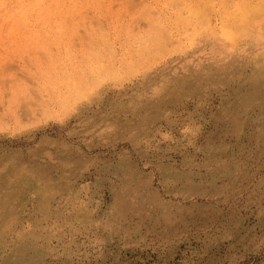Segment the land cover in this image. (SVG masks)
<instances>
[{"label": "rangeland", "instance_id": "obj_1", "mask_svg": "<svg viewBox=\"0 0 264 264\" xmlns=\"http://www.w3.org/2000/svg\"><path fill=\"white\" fill-rule=\"evenodd\" d=\"M0 264H264V0H0Z\"/></svg>", "mask_w": 264, "mask_h": 264}, {"label": "bare ground", "instance_id": "obj_2", "mask_svg": "<svg viewBox=\"0 0 264 264\" xmlns=\"http://www.w3.org/2000/svg\"><path fill=\"white\" fill-rule=\"evenodd\" d=\"M256 13V12H255Z\"/></svg>", "mask_w": 264, "mask_h": 264}]
</instances>
